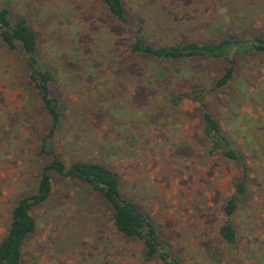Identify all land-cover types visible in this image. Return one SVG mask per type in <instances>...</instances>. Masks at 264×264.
<instances>
[{"label": "rangeland", "instance_id": "1", "mask_svg": "<svg viewBox=\"0 0 264 264\" xmlns=\"http://www.w3.org/2000/svg\"><path fill=\"white\" fill-rule=\"evenodd\" d=\"M129 22L100 0H0L38 37L56 73L52 95L62 126L47 149L68 163L93 159L117 170L127 196L152 220L182 264H264V53L239 56L234 78L215 89L223 59L179 61L132 54L137 23L153 45L264 36V0H124ZM22 57L0 44V238L14 202L35 189L41 139L50 119L33 92ZM245 150L246 195L231 217L237 242L219 235L223 205L241 166L209 153L199 101ZM36 230L23 264H160L119 233L110 208L69 178L55 177L50 198L31 210Z\"/></svg>", "mask_w": 264, "mask_h": 264}, {"label": "trees", "instance_id": "2", "mask_svg": "<svg viewBox=\"0 0 264 264\" xmlns=\"http://www.w3.org/2000/svg\"><path fill=\"white\" fill-rule=\"evenodd\" d=\"M107 13L115 21L129 22L124 0H100ZM134 39L129 45L132 54L151 56L162 61L217 58L227 62L226 70L214 79L213 87L222 88L234 78L239 56L247 53H264V36L248 38L224 37L219 40H189L186 42L153 45L141 34L142 25L137 23ZM0 44L9 52L20 55L29 70V81L33 92L50 119V128L41 139L40 155L48 160L42 162L35 189L20 196L13 204L5 234L0 238V264H23V245L36 230V220L31 213L33 207L46 202L52 195L55 177L69 178L80 183L87 191L94 193L111 211L114 228L126 237L140 241L141 258L146 263L159 261L160 264H182L172 254L168 245L160 237L156 224L136 202L126 195L117 170L93 159H75L67 162L58 152L47 149V139L54 136L62 126L63 110L61 101L52 95L56 73L46 66L39 54L38 37L28 24L25 16L13 19L10 9L0 6ZM199 101L202 112V135L207 141L209 153H217L222 159L241 166L243 179L233 183L234 193L223 205L224 222L219 227L221 239L229 245L237 242V231L231 217L239 206V199L248 190L245 178L248 165L245 150L230 134L224 132L218 118L210 110L202 97V90L195 88L189 92Z\"/></svg>", "mask_w": 264, "mask_h": 264}]
</instances>
